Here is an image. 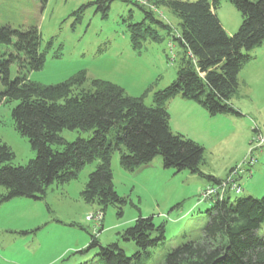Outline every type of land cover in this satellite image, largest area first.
Instances as JSON below:
<instances>
[{"label":"trees","instance_id":"trees-1","mask_svg":"<svg viewBox=\"0 0 264 264\" xmlns=\"http://www.w3.org/2000/svg\"><path fill=\"white\" fill-rule=\"evenodd\" d=\"M111 1L97 0L104 15ZM229 1L242 15L241 25L232 34L216 12L221 0L156 1L157 6L168 8L180 19L179 35L173 34L170 24L154 10L133 2L144 13L142 21L128 25L135 49L146 40L162 41L165 35L158 27L182 48L176 79L154 92L150 106L145 96L151 89L142 96H131L107 80L87 82L85 70L56 84L30 79L28 72L42 69L46 62V54L40 49V30L0 26V45L14 49L8 54L0 50V104L15 102L11 112L14 127L36 151L26 165H14V150L0 141V185L5 187L0 204L16 197L44 199L49 186L69 183L86 164L98 160L81 196L87 203L98 204L102 211L109 205L121 206L126 200L113 183L116 151L126 170L161 155L165 168L189 170L219 182L201 170L205 147L172 130L167 102L181 96L194 100L212 116L243 115L232 98L239 91V73L253 59L249 51L264 46V0ZM13 63L19 68L15 78L11 77ZM63 129L92 134L68 142L60 136ZM206 215L202 236L173 248L160 264H264V195L231 200L228 194L211 202ZM122 237L135 242L138 249L133 255L128 256L118 242L102 246L95 236L88 249L100 247L99 264H144L143 255L165 241V226L156 225L153 216L140 215Z\"/></svg>","mask_w":264,"mask_h":264},{"label":"rangeland","instance_id":"rangeland-1","mask_svg":"<svg viewBox=\"0 0 264 264\" xmlns=\"http://www.w3.org/2000/svg\"><path fill=\"white\" fill-rule=\"evenodd\" d=\"M157 7L164 14L163 20L172 27V33L179 35L180 19L168 8ZM106 12L104 15L97 0H48L46 4L39 0H0V26L40 30V49L46 54V62L42 69L28 72L30 79L56 84L85 70L87 82L107 80L122 86L131 96H142L151 89L145 103L153 105L154 92L177 77L181 46L164 28L158 27L165 35L162 41L146 40L141 48L135 49L128 25L130 21H142L143 11L129 0H112ZM216 12L224 26L238 30L242 15L235 4L221 0ZM0 50L8 54L14 49L12 45H0ZM249 54L253 59L239 73V91L232 98L243 115L218 116V123L203 131L199 120L190 117L192 114L182 117L167 102L173 130L205 147V162L201 166L205 175L220 177L221 182L232 169L242 167L239 175L242 191L229 193L231 200L264 195V145L254 151L255 163L245 165L251 157L254 127L257 125L264 131V46L253 48ZM18 70V64L13 63L12 78L18 75ZM2 89L0 80V94ZM14 105L15 102L0 104V141L14 150V165H26L36 151L14 127L11 116ZM91 134L69 129L60 132L68 142ZM97 164L98 160L86 164L69 183L49 186L45 200L16 197L0 204V264H99L100 247L88 249L92 236L102 246L118 242L131 256L138 247L123 238L122 233L140 215L153 216L156 225L164 224L166 236L163 243L143 255L144 264H160L173 248L202 236L208 219L206 210L218 195L214 193L209 201L202 200L201 193L218 182L189 170L165 168L161 155L148 164L126 170L121 166L119 151L112 158L113 183L126 202L107 206L102 227L96 229L94 220H88L87 215L101 207L85 202L81 192ZM4 191L5 187L0 185V195ZM84 244L81 250L77 249Z\"/></svg>","mask_w":264,"mask_h":264},{"label":"built area","instance_id":"built-area-1","mask_svg":"<svg viewBox=\"0 0 264 264\" xmlns=\"http://www.w3.org/2000/svg\"><path fill=\"white\" fill-rule=\"evenodd\" d=\"M134 3L142 5L144 7H148L154 10L160 18H164V14L157 7L155 3H151V0H130ZM156 1V0H154ZM255 135L251 140V146H253L251 150V157L245 161V165H253L255 163L254 151L258 148H261L264 145V131L257 127H254ZM242 171V167H236L232 169L230 175L227 177L225 181L218 182L217 184H213L207 186L205 190L201 193L202 200H211L213 198V194H217L216 199H224L229 193H240L242 191V185L240 183L239 175ZM88 220H94L95 228L102 227V221L104 219V213L102 210H97L94 213L87 215Z\"/></svg>","mask_w":264,"mask_h":264},{"label":"crops","instance_id":"crops-1","mask_svg":"<svg viewBox=\"0 0 264 264\" xmlns=\"http://www.w3.org/2000/svg\"><path fill=\"white\" fill-rule=\"evenodd\" d=\"M221 22H222V20H221ZM222 24H223V22H222ZM224 27L231 34L236 31V30L235 31H231L226 26H224ZM169 106L170 107L173 106V110L172 111L175 110L177 112V114L179 113V115H182V117L183 116H187V114H189V113L192 114L190 117H195L197 120H199V125L201 126L200 128L203 129V131H205L207 128H209L210 124H212V125H213V123L217 124L218 122L216 120H218V118H220L218 116L222 115V114H219V115H216V116H212V115L209 114V112L205 108H203L200 104H198L194 100L183 98L181 96H176V97L170 99L169 100ZM170 107H168L169 110H170ZM223 116H230V115H223ZM172 130H173V128H172ZM173 131L174 132H179L178 130H173ZM179 133H181V132H179ZM187 137H189V136H187ZM250 174L251 175L253 174L252 170H251ZM215 177H217V176H215ZM217 178H220V177H217ZM46 195H47V193H46ZM45 199H46V196H45V198L43 200H45ZM85 246H86V244H84L83 246H78L77 249L81 250ZM4 247H6V246H4Z\"/></svg>","mask_w":264,"mask_h":264}]
</instances>
